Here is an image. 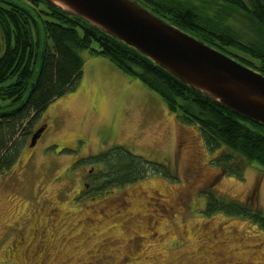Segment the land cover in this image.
<instances>
[{
	"label": "rangeland",
	"instance_id": "1",
	"mask_svg": "<svg viewBox=\"0 0 264 264\" xmlns=\"http://www.w3.org/2000/svg\"><path fill=\"white\" fill-rule=\"evenodd\" d=\"M81 54L77 90L47 108L32 127L46 126L37 145L30 134L0 178V264H264L258 224L207 213L211 193L264 212V168L238 159L240 175L224 171L215 161L227 148L210 151L158 93L111 60ZM119 145L170 175L100 191L104 167L91 158Z\"/></svg>",
	"mask_w": 264,
	"mask_h": 264
},
{
	"label": "trees",
	"instance_id": "2",
	"mask_svg": "<svg viewBox=\"0 0 264 264\" xmlns=\"http://www.w3.org/2000/svg\"><path fill=\"white\" fill-rule=\"evenodd\" d=\"M154 13L264 75V0H215L213 9L184 0H137ZM111 60L158 93L184 125L196 126L209 150L227 148L215 164L231 175L238 159L264 168V125L200 94L123 42L43 0H0V178L18 164L32 127L56 100L77 90L81 54ZM100 191L134 184L168 169L124 146L91 158ZM250 219L264 230V212L250 202H224L209 194L207 213Z\"/></svg>",
	"mask_w": 264,
	"mask_h": 264
},
{
	"label": "water",
	"instance_id": "3",
	"mask_svg": "<svg viewBox=\"0 0 264 264\" xmlns=\"http://www.w3.org/2000/svg\"><path fill=\"white\" fill-rule=\"evenodd\" d=\"M138 51L194 91L264 125V75L137 0H43ZM46 126L33 133V149Z\"/></svg>",
	"mask_w": 264,
	"mask_h": 264
},
{
	"label": "flooded vegetation",
	"instance_id": "4",
	"mask_svg": "<svg viewBox=\"0 0 264 264\" xmlns=\"http://www.w3.org/2000/svg\"><path fill=\"white\" fill-rule=\"evenodd\" d=\"M94 167L96 168L97 166L93 165V168H94ZM92 173H93V172H92ZM98 173H99V172H98ZM91 175H92V174H91ZM97 175H98V174H97ZM82 179H83V178H82ZM84 179H85V177H84ZM84 179H83V182H84ZM97 179H99L98 176H97ZM84 185H85L86 188L89 187V184H88L87 182H85ZM80 193H81V191H80Z\"/></svg>",
	"mask_w": 264,
	"mask_h": 264
},
{
	"label": "crops",
	"instance_id": "5",
	"mask_svg": "<svg viewBox=\"0 0 264 264\" xmlns=\"http://www.w3.org/2000/svg\"><path fill=\"white\" fill-rule=\"evenodd\" d=\"M87 52V51H86ZM91 54V53H90ZM89 58H94V57H99V56H93V55H89ZM88 61H92V59H89Z\"/></svg>",
	"mask_w": 264,
	"mask_h": 264
}]
</instances>
